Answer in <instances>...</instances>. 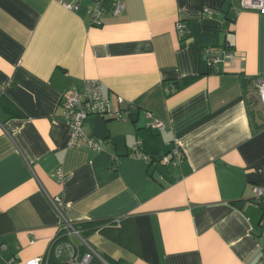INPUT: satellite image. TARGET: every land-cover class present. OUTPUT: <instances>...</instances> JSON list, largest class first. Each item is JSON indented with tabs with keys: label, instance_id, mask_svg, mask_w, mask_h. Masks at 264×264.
I'll return each mask as SVG.
<instances>
[{
	"label": "crops",
	"instance_id": "1",
	"mask_svg": "<svg viewBox=\"0 0 264 264\" xmlns=\"http://www.w3.org/2000/svg\"><path fill=\"white\" fill-rule=\"evenodd\" d=\"M114 2L125 3L119 14ZM102 3L97 25L95 0L78 10L61 0H0V264H60L64 255L49 250L64 219L111 264H257L264 204L253 189L264 184V126L254 127L264 114L253 123L250 98L264 78V14L236 10L240 0ZM224 46L237 57L210 72L203 50ZM89 80L114 108L136 107L127 122L85 120L103 152L70 147L61 118L65 95ZM147 113L164 124L152 129L149 154L179 147L176 166L131 155Z\"/></svg>",
	"mask_w": 264,
	"mask_h": 264
},
{
	"label": "built area",
	"instance_id": "2",
	"mask_svg": "<svg viewBox=\"0 0 264 264\" xmlns=\"http://www.w3.org/2000/svg\"><path fill=\"white\" fill-rule=\"evenodd\" d=\"M81 0L74 2H63L70 10H78ZM98 4L94 9H91L93 23L102 24L101 16L108 11L107 7L102 3V0H95ZM125 8L124 2L113 3L110 10L113 14H119ZM251 10L258 11L264 14V0H240L236 10ZM203 16L212 18V11L208 8L203 10ZM177 29L183 32L186 29V24L180 22ZM203 53L206 55V60L209 68L214 72H221L220 64H229L235 60L237 55L226 46L220 48H205ZM104 90L101 82L98 80H89L85 84V89L82 92L76 90L67 93L62 102V120L69 126L68 145L74 148L87 146L93 151H105V141L103 138L95 137L84 131V122L89 116L98 115L101 117H110L122 122L129 120L130 114L135 109L134 104H127L126 108L116 109L112 106L111 101L104 97ZM258 95L264 105V78L258 83ZM120 102H124L120 99ZM150 119L148 125L152 129L161 130L164 127L163 122L154 119L153 114L147 113ZM142 144L137 141L131 155L135 158L149 160V156L140 151L139 147ZM184 157L179 147H174L169 154L163 155L161 163L168 167L176 166ZM56 177L59 182H63L65 175L62 169H58ZM257 202L264 204V184L256 185L253 189ZM59 234L51 244V252H54L58 258L64 255L63 261L60 264H92L95 257H99L102 264H111L90 245L83 231L78 228L73 222L64 219L62 226L59 229ZM264 237V223H263ZM6 244L0 242V254L6 249ZM14 260H6L4 264H13ZM25 264H50L46 257H36L27 260ZM257 264H264V249L262 256Z\"/></svg>",
	"mask_w": 264,
	"mask_h": 264
},
{
	"label": "trees",
	"instance_id": "3",
	"mask_svg": "<svg viewBox=\"0 0 264 264\" xmlns=\"http://www.w3.org/2000/svg\"><path fill=\"white\" fill-rule=\"evenodd\" d=\"M210 72H211V69H210ZM246 76L244 75V74H241V78H242V81H243V83L245 82V78ZM247 82H248V80H247ZM250 82V81H249ZM249 84V83H248ZM258 95V94H257ZM259 96V95H258ZM250 103L251 104H253L254 105V107H256V105L258 104V101L256 100V98L254 97V96H252L251 98H250ZM136 108V107H135ZM11 110H12V115L13 116H21L22 115V113H21V111L19 110V108L17 107V106H15V105H13V104H11ZM132 115L134 114V111H132V113H131ZM252 121H253V123L255 124V122H254V119H255V116H256V114H255V111L253 110L252 111ZM264 126V123H262V124H260V125H255V129H260V128H262ZM138 132H139V134H140V137H139V139L138 140H140L141 142H142V144L140 145V147H139V149H140V151L141 152H143V153H145V154H147L148 156H149V160H148V162L150 163V166L151 165H157V164H161V165H163L164 167H167L168 168V165H164V164H162L161 163V158H162V156L160 157V158H157L156 156H154V155H151V154H149L150 153V151H155L156 149H157V144L156 143H154V140L153 139H155L156 138V136L157 135H155V134H152L151 132H152V128L151 127H149V125H147V126H144L143 128H140L139 130H138ZM152 137H151V136ZM149 141H150V143H149ZM148 144V145H147ZM149 147V150L147 149ZM132 151H133V149H132ZM131 151V152H132ZM166 154H169V152L168 153H166ZM239 202H236L235 204H238ZM263 208H264V206H263ZM120 264V263H119Z\"/></svg>",
	"mask_w": 264,
	"mask_h": 264
},
{
	"label": "rangeland",
	"instance_id": "4",
	"mask_svg": "<svg viewBox=\"0 0 264 264\" xmlns=\"http://www.w3.org/2000/svg\"><path fill=\"white\" fill-rule=\"evenodd\" d=\"M253 91L254 92L252 93V95L256 97V100L259 103L256 107H254V105H253L255 114L257 115V112H258V114H261V112L264 114V105H263V103H261V99L257 95L258 94V87H257V93L255 92L256 90H253Z\"/></svg>",
	"mask_w": 264,
	"mask_h": 264
},
{
	"label": "clouds",
	"instance_id": "5",
	"mask_svg": "<svg viewBox=\"0 0 264 264\" xmlns=\"http://www.w3.org/2000/svg\"><path fill=\"white\" fill-rule=\"evenodd\" d=\"M164 155H166V154H164Z\"/></svg>",
	"mask_w": 264,
	"mask_h": 264
}]
</instances>
